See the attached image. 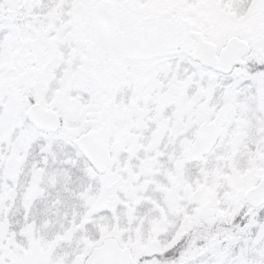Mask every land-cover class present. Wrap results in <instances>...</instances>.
<instances>
[{"label": "snow or ice", "instance_id": "1", "mask_svg": "<svg viewBox=\"0 0 264 264\" xmlns=\"http://www.w3.org/2000/svg\"><path fill=\"white\" fill-rule=\"evenodd\" d=\"M0 264H264V0H0Z\"/></svg>", "mask_w": 264, "mask_h": 264}]
</instances>
